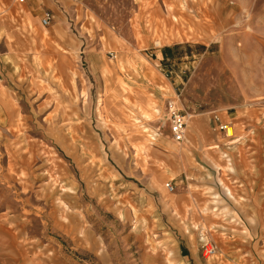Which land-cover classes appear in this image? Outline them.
Returning <instances> with one entry per match:
<instances>
[{
    "label": "rangeland",
    "instance_id": "rangeland-1",
    "mask_svg": "<svg viewBox=\"0 0 264 264\" xmlns=\"http://www.w3.org/2000/svg\"><path fill=\"white\" fill-rule=\"evenodd\" d=\"M0 75V264H264V0H0Z\"/></svg>",
    "mask_w": 264,
    "mask_h": 264
},
{
    "label": "built area",
    "instance_id": "built-area-1",
    "mask_svg": "<svg viewBox=\"0 0 264 264\" xmlns=\"http://www.w3.org/2000/svg\"><path fill=\"white\" fill-rule=\"evenodd\" d=\"M19 1L22 2L23 0H19ZM48 21H49V17L47 15L43 16L40 20L41 26L43 27L46 26L48 24ZM166 108L170 123L171 137L174 142L182 143L184 141L185 129H186L185 117L180 113L179 110L175 108L171 109L169 104H167ZM214 120H217V117L214 116ZM219 129L225 132L226 125H220ZM164 188L168 193L173 192V186L171 185V182L165 183ZM212 253L213 250L209 251V254Z\"/></svg>",
    "mask_w": 264,
    "mask_h": 264
},
{
    "label": "bare ground",
    "instance_id": "bare-ground-1",
    "mask_svg": "<svg viewBox=\"0 0 264 264\" xmlns=\"http://www.w3.org/2000/svg\"><path fill=\"white\" fill-rule=\"evenodd\" d=\"M168 104H169V102H168ZM169 106H170V108L172 109V108H175L174 106H171V104H169ZM167 111V110H166ZM195 127H194V125H193V127H192V130L193 131H195ZM225 137L226 138H230V141H228L229 143H234V142H236L237 140H235V139H233V133H232V131H231V129L230 128H228L227 126H226V131H225ZM176 154V153H175ZM213 255L215 254V251L212 253Z\"/></svg>",
    "mask_w": 264,
    "mask_h": 264
},
{
    "label": "crops",
    "instance_id": "crops-1",
    "mask_svg": "<svg viewBox=\"0 0 264 264\" xmlns=\"http://www.w3.org/2000/svg\"><path fill=\"white\" fill-rule=\"evenodd\" d=\"M188 117H189V119H190V115H187ZM193 125H194V127L196 128V124H195V122L193 121ZM198 128V127H197Z\"/></svg>",
    "mask_w": 264,
    "mask_h": 264
}]
</instances>
